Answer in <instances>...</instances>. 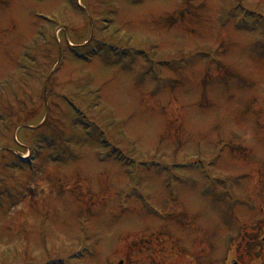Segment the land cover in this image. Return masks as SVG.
Returning a JSON list of instances; mask_svg holds the SVG:
<instances>
[{
  "label": "rangeland",
  "instance_id": "374dc122",
  "mask_svg": "<svg viewBox=\"0 0 264 264\" xmlns=\"http://www.w3.org/2000/svg\"><path fill=\"white\" fill-rule=\"evenodd\" d=\"M263 238L264 0H0V264H264Z\"/></svg>",
  "mask_w": 264,
  "mask_h": 264
},
{
  "label": "bare ground",
  "instance_id": "6f19581e",
  "mask_svg": "<svg viewBox=\"0 0 264 264\" xmlns=\"http://www.w3.org/2000/svg\"><path fill=\"white\" fill-rule=\"evenodd\" d=\"M60 70H61V69H60ZM60 70H59V71H60Z\"/></svg>",
  "mask_w": 264,
  "mask_h": 264
}]
</instances>
